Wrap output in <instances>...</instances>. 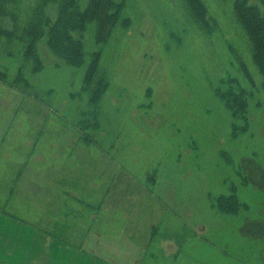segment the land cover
<instances>
[{
    "label": "rangeland",
    "instance_id": "1",
    "mask_svg": "<svg viewBox=\"0 0 264 264\" xmlns=\"http://www.w3.org/2000/svg\"><path fill=\"white\" fill-rule=\"evenodd\" d=\"M113 1L129 24L89 25L82 67L42 38L34 69L0 37V209L77 245L94 235L120 264H264V85L235 0H202L204 15L188 0ZM34 6L9 0L0 27L22 28ZM44 10L56 19L57 4ZM230 78L245 116L221 96Z\"/></svg>",
    "mask_w": 264,
    "mask_h": 264
},
{
    "label": "trees",
    "instance_id": "2",
    "mask_svg": "<svg viewBox=\"0 0 264 264\" xmlns=\"http://www.w3.org/2000/svg\"><path fill=\"white\" fill-rule=\"evenodd\" d=\"M42 6L32 9L27 23L19 29V26L13 31L0 27V37H6L9 42L17 41L22 43L20 48L24 49V61H33L34 69L41 68L40 57L38 53V42L42 38L51 48L53 54L63 63L72 67H82L86 63V52L84 50V36L89 25H97L98 33L107 25V30L111 34L117 25L121 23L128 26L129 20L122 18L124 11V2L117 4L113 0H40ZM9 0H0V18L6 15L5 6ZM55 3L58 6L56 19H51L44 10V6ZM188 4L200 9L201 14L207 12L206 6L202 0H188ZM234 16L242 29L246 32L251 43V53L254 63L259 68L263 76L264 85V0H235ZM100 52L91 54V61L84 81V90L88 91L91 84L98 74L100 68ZM241 67L246 72L251 82L253 79L243 62ZM225 80L222 81V84ZM228 90L221 92L222 98L228 100L233 111L234 118L244 115L248 112V96L244 91H237L239 86H234L236 79L230 78L227 83ZM107 83L100 82L98 88L93 90L90 101L96 102L103 88ZM100 86V87H99ZM234 105H233V104ZM233 107V108H232ZM244 118V120H246ZM223 206L229 211H236L240 208L238 201L233 204L225 203Z\"/></svg>",
    "mask_w": 264,
    "mask_h": 264
},
{
    "label": "crops",
    "instance_id": "3",
    "mask_svg": "<svg viewBox=\"0 0 264 264\" xmlns=\"http://www.w3.org/2000/svg\"><path fill=\"white\" fill-rule=\"evenodd\" d=\"M70 232L63 227L41 229L0 209V264L119 263L120 259L101 253L99 239H93L96 236L91 235L82 246L67 240ZM121 260L122 264H136L141 258Z\"/></svg>",
    "mask_w": 264,
    "mask_h": 264
}]
</instances>
